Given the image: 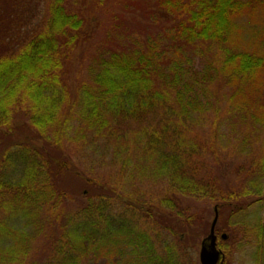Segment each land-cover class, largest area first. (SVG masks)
Listing matches in <instances>:
<instances>
[{
    "label": "trees",
    "instance_id": "16d2710c",
    "mask_svg": "<svg viewBox=\"0 0 264 264\" xmlns=\"http://www.w3.org/2000/svg\"><path fill=\"white\" fill-rule=\"evenodd\" d=\"M82 1L87 6L81 9L74 0H19L29 14L15 27L8 25L13 11L0 3L6 36L0 40V128L11 129L15 114L23 112L39 137L59 148L77 111L78 134L84 127L112 134L121 153L126 128L120 124L145 120L134 137L136 144L142 138L144 162V155L160 154L152 174L166 178L172 194L209 198L217 208L216 233L225 232L217 226L229 209L228 224L241 236L231 249L228 235L218 237L224 264L232 251L252 244L254 264H264V0H152L171 23L159 33L169 48L153 35L144 44L136 39L128 48L109 49L88 67L90 81L71 92L68 66L74 52L84 49L90 27L101 24L96 13L108 18L125 0H94L95 9ZM89 9L95 11L91 17ZM30 22L33 28L19 37ZM212 45L216 52L207 59ZM200 56L205 63L195 69L192 58ZM212 82L226 90L221 101L207 94L206 84ZM188 125L192 131L208 128V134L199 135L202 143L183 141ZM222 127H239L246 136L242 145L250 146L237 167L242 179L236 189L220 190L215 176L189 171L195 169L189 160L193 154H199V166L207 162V152L218 157ZM27 137L0 151V264H178L180 248L170 239L184 243L192 214L172 198L162 199L157 210L144 203L118 207L113 195L88 184L85 202L70 209L73 198L58 182L71 170L69 164ZM43 238L49 250L39 247L48 255L40 248L35 255L34 245Z\"/></svg>",
    "mask_w": 264,
    "mask_h": 264
},
{
    "label": "rangeland",
    "instance_id": "374dc122",
    "mask_svg": "<svg viewBox=\"0 0 264 264\" xmlns=\"http://www.w3.org/2000/svg\"><path fill=\"white\" fill-rule=\"evenodd\" d=\"M4 1L0 0V3H3L2 9L5 8L7 12L13 11L15 15L8 23L10 27L17 26L19 21L21 23L22 19L28 16V6H22L19 0H16V2L13 0L14 4L12 0L7 4ZM74 1L78 7L81 4L84 7L87 6L83 4L82 0ZM92 1L94 2V0H85V3L95 9ZM152 2V0H125L122 3V10L119 8L114 9L108 18L100 13H96L97 19L101 20V24L90 27V38L85 41L84 49L82 45L81 50L74 52L73 58L70 61L71 65L68 66L66 80L70 84L71 92L76 90L82 82L88 83L90 81L91 75L88 74V67L93 64L97 55L106 53L109 49L128 48L132 40L136 39L144 44L147 40H150L148 37L153 35L159 37V33L166 31V27L171 23L167 22L169 21L168 19L166 21L164 10L157 5L153 6ZM82 6L80 7L81 9L83 8ZM94 9H89V17L95 13ZM32 22L28 23L24 29L21 28L19 30L17 33L19 37L33 28ZM1 29L0 40H4L5 42L6 36L1 32ZM108 31L110 32L108 33ZM159 39L162 47L169 48L170 42L166 36L164 37L163 34H160ZM215 52L216 47L214 45L210 46L206 55L207 59H211ZM78 58L80 59L77 60ZM192 60L191 66L195 69H201L205 63L201 56L200 58H192ZM206 86L207 94L212 95V98L217 96L221 101V95L225 94L226 90L213 82L206 84ZM219 100L218 104H221L222 102ZM77 115L78 112L76 111L74 114L76 119L70 120L67 130L68 139H65L62 145L57 148L51 145V141L48 140L46 142L39 137L38 133L31 126L27 115H24L23 112L16 113L13 117L11 129L0 128V139L4 141L3 143L0 142V151L5 144H9L12 147L15 142L21 141L25 136H28L27 138H32L30 140L38 142V144L41 143L54 156L63 157L71 170L68 169L58 179V182L62 185L66 195L70 199L73 198V201L69 202L70 209H75L85 202L86 197L90 193H88L90 190L86 189L87 184L97 189V192L103 190L106 196L113 195V202L118 207H131L132 203H144L157 210L162 199L172 198L177 202L178 207L180 206L183 208L182 210H186L189 215L192 214L194 216L190 224H186V233L183 236L184 243L177 237L171 236V238L169 236L171 238L170 243L172 242V244L177 245V248H180L178 250L180 258H176L175 260L178 264H200L198 260L200 242L208 234L209 224H211L213 218V202L206 197L197 198L190 195L172 194L167 179L161 175L156 176L155 174L154 176L152 174L159 167L155 163V160L160 154L153 152L149 158L144 155V159L147 160L144 162L139 157V147H141L142 138L139 136V143L136 144L134 137L142 129L141 127L145 126V120L141 122L133 120L120 124L119 128L121 130L126 128L124 138V151L126 155L124 157V151L120 153L112 134L99 133L96 127L93 129L84 127L81 134H78L77 130L82 123L77 119ZM195 118H197V115H195ZM188 128L189 130L184 131L181 136L185 143H202L199 135L208 134L207 127H197L195 131H192L195 129L192 125H188ZM235 130L237 131H229L225 127L219 130L216 139L218 157H214L210 152H207L204 154L206 155L204 158L207 162L199 166L197 163L199 154L191 155L192 159L189 158V160L195 169H189L190 174H192V171H195L197 176H215V179L217 178L215 182L220 190L238 188L241 185L242 177L237 167L244 163L245 152L250 150V146L242 145L245 143V133L240 131L239 127H236ZM222 133L224 134L222 135ZM50 136L52 135L48 133V138ZM255 143H257L256 146H260L262 139H257ZM233 145H237V147L235 148ZM237 149L240 151H236ZM126 156H129L127 163L125 162ZM129 200V205H127L126 203ZM228 216L229 209H226L220 215L221 220L217 226V228L224 227L225 232L216 234L218 236L222 233L228 235L226 248L231 249L232 247H237L235 245L240 239L241 234L236 226L228 224ZM140 226H144V224ZM45 231H48V228ZM45 235L48 236L47 234ZM39 245L45 251L49 250V241L43 238L40 242H36L35 247L33 246L35 255L39 252ZM40 249L42 252H45L42 248ZM159 249L161 250L162 247ZM42 252L41 254H43ZM252 253L253 244L247 247L239 246L238 251L235 253L232 251V257L228 259V263L254 264L255 260L253 261L252 259ZM47 255L48 253L45 252V256Z\"/></svg>",
    "mask_w": 264,
    "mask_h": 264
},
{
    "label": "water",
    "instance_id": "95a60500",
    "mask_svg": "<svg viewBox=\"0 0 264 264\" xmlns=\"http://www.w3.org/2000/svg\"><path fill=\"white\" fill-rule=\"evenodd\" d=\"M218 220L217 208L214 207V217L211 221L210 230L206 237L200 243L198 259L200 264H223L224 254L217 248V236L215 234V225ZM226 235L222 234V238Z\"/></svg>",
    "mask_w": 264,
    "mask_h": 264
}]
</instances>
